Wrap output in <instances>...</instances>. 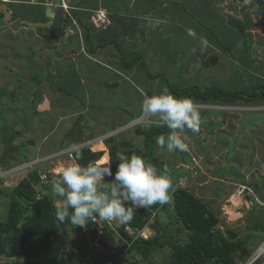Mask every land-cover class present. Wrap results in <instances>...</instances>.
<instances>
[{"label":"rangeland","instance_id":"374dc122","mask_svg":"<svg viewBox=\"0 0 264 264\" xmlns=\"http://www.w3.org/2000/svg\"><path fill=\"white\" fill-rule=\"evenodd\" d=\"M30 1L34 2V0H29V2ZM42 1L43 0L36 1V3L43 6L42 8L40 7L43 12L45 11L49 15L53 16V10H59V17L62 20L65 32L68 33L72 30L73 34H77V38H79L78 40L84 42V37L81 36L79 23L70 17V15L66 16L62 13L64 10L65 13L67 11L69 13V10L72 9H70V5L67 3V0H50L53 1L52 4L48 3L47 0ZM221 1L222 0H216L215 6H217ZM235 1L236 5H243L246 0ZM13 7L14 5L12 4L8 5V9L11 11L14 10ZM140 7L141 5L137 9L138 11L140 10L142 12L143 9L144 11L149 10V6L147 7L142 5V8L139 9ZM20 9L23 8L20 7ZM199 9L202 13L201 18H204V21L206 22H210V24L206 23L207 25L200 27L197 31L199 35L206 37L208 42H214L216 38L221 41L222 35L223 33H226V30L224 29V25L216 19V11H213L212 7L208 5L206 6V4H204L201 8L199 7ZM97 11L103 13L107 22L106 24H101V21L97 19L96 16L93 17L94 13ZM245 14H247L246 10ZM15 19V16L11 17V21H14ZM0 20L2 26L10 27L15 24L5 25L2 22L1 17ZM109 21L110 20L104 10H93L89 16L88 27L96 31L102 30L109 26ZM35 28L42 29L43 27ZM207 28H211V33L208 32ZM92 35L93 34H91L89 40L92 38ZM4 38H6V36H4ZM92 41L93 40H91V42ZM2 42L3 41L0 39V77H2L4 81L11 80L16 85V92L15 94H12V97H14L16 101L18 100L19 103L13 102V105L17 106L19 104L23 106V104H26L32 106L34 102L29 99V96H31L34 92V95L31 98H37L35 87L40 76L36 79L34 78V83L31 82V88H34V91L32 92L29 85L26 84L24 78L19 73V71H22L24 68H15L12 64H6V62L8 60L11 61L13 57L9 54V49H11L10 46L3 45ZM185 42L188 43V52H191L193 49L198 51L207 50V47L203 49L201 48L198 39L194 41V39L188 35L186 36ZM116 45L118 53L120 54V59H116L117 64L119 63L118 65L121 66L123 62L124 67H128L130 70L126 72L123 71L125 78H122L121 83L115 84L117 85L116 87L112 85L106 86V83L102 82L105 77L111 74V72L101 70L103 78L100 80V86H98V94L103 97V104H101L100 108H94V105L92 104L94 102L92 101L89 106L83 107L81 104L84 103L85 99L82 93L80 100L81 104L79 102L75 103L74 109L77 110L80 107H83L85 110L81 112L78 117L68 121L69 124L72 122L71 126H73V128H69L70 125L66 122L65 127L55 130L54 133H50L49 131L45 136L41 135V137L36 138V135L32 136L33 132H31L29 128L24 127L28 126L29 122L24 119V116L18 114V117H21L24 124H21L19 119H17L18 121L16 119H12L11 121L8 120L6 124V126L10 125V128L6 129L4 132L2 131V133L0 129V155L3 152L2 143L4 142V145L6 146L12 138L13 133L9 129L12 130L13 123H15V127H20L21 132L24 130L26 131V137L34 138V142L32 144H27L26 147L22 141L17 139L14 141L13 144L15 146H22V148L14 150L13 157L17 158L16 163H14L13 157L10 158L12 162H8L10 159L0 161V170L8 169L3 174H0L3 178L2 185H0L1 190L3 188L11 187L10 185L16 184L17 178L22 176V171H25L24 178H26L31 169L37 168L44 180L40 185L36 184L34 186L36 198L42 199L43 196H50V198L54 199V206L58 207L60 198L52 191L54 182L59 178L56 169H58L61 164L73 162V152H69L72 149L70 148L63 152L61 156H54L57 153L55 151H59L68 143H73V141H75L74 139L81 141L79 145H85L86 143H83L82 140L91 139L92 131L95 129L100 131L96 132V135L94 136L97 137L105 128H111L110 121H112L115 117L112 113L113 111L117 117L124 116V118H122V123L124 124L105 134V136L113 134L114 142L115 140L117 142H131L129 149L140 150L142 154L145 152L143 137L135 135V128L141 125L150 124L155 127L166 126L162 124L157 116H151L142 112V93H147L149 96L159 94L162 88L166 87L168 83L173 85L175 88L181 87L180 77L182 76L180 75L182 73V69L185 68L186 65L181 64V71L173 73L164 70H152V68H154L152 56L160 57L161 60H165L167 58L164 55L163 50H161L159 54L158 48H153V43H150L149 48L151 52L148 55V58L142 59L138 63L135 61L132 62V56L127 54L122 47L118 46V44ZM102 46H104L105 49L108 48L106 43ZM237 47L239 50L232 48V53L236 56L244 51L243 46L237 45ZM124 52L127 56H124ZM172 52H174V49H172ZM261 54L262 57L258 60V64H256L255 67L260 70V74H256V76L253 77H257L259 82L264 85V48L262 50L260 49V52L257 55L260 56ZM172 57L175 58V56ZM28 58H30V54L28 55ZM181 58L186 59L188 56L181 55ZM256 59L257 57H254L255 62ZM16 61L21 63L22 59L18 58ZM34 63H36V61H30L28 66L35 68ZM234 65L235 64H232L231 66ZM250 66L252 67V65ZM30 67H28L27 70L25 69L24 75L30 76L36 74L34 73L35 70H31ZM167 67L169 68L168 64ZM235 67L236 65L233 68ZM240 72L243 73L242 71H238V73L235 74V69L214 71L213 67L205 66L202 78L201 75L199 77H194L196 73H192L189 74V76L192 75L190 77L184 76L183 81L186 86L188 84H195L194 86L198 88L200 86L203 91L212 85L222 87L224 91L244 90L252 83V81L248 76H245L244 74L240 75ZM220 74L223 79H219L220 83H218L213 76ZM152 76H157V79L156 77V80L147 78ZM118 77L119 76H116L117 80H119ZM161 78H166L168 80V82L167 80L165 82L167 85ZM2 82L3 81H1L0 84ZM17 84L20 86L18 87ZM87 89V93H94V90L90 91L89 87ZM61 96L63 95L58 97ZM24 97L26 102L22 101ZM58 97L55 98L53 101L55 104L51 105V107L59 108L57 102L65 100L64 97L56 100ZM101 98L95 97V100ZM107 98L111 99L112 103L110 104L112 105L106 103ZM263 99L264 97L257 100ZM192 100L198 112H207L208 115L201 119L200 130L198 133H192L187 129H185L182 133H178L182 137L185 135L188 137V140L185 141L188 144V150L185 152L190 158L188 159L187 155L182 157L177 152L169 153L166 148L158 150L155 149L153 151V155L166 163V174L172 180L173 187H183L191 192L197 199L207 204L209 210L218 218L219 222L217 229L222 233L226 232V230L236 233V241H239L245 246L249 255L251 250H253L264 238V108H262V106L258 107L259 105L248 107L246 105L241 106L240 103L231 105L224 103H203L195 98H192ZM4 102L5 103L1 102V104L7 106L8 108L14 107L9 104L10 102L8 100L7 103L6 101ZM259 104L264 105V101H260ZM64 111H66V109ZM137 112H140V114L135 116V113ZM37 119L38 120H36V122H34V120L30 121L32 126L35 123L39 124L35 127L36 132H38L44 124H52L54 121L53 118L47 117L44 120V123H42L40 121V116H37ZM93 120H96L99 123V126L93 125ZM126 121L129 122L125 123ZM67 130L68 133H66ZM41 131H43V128ZM87 135L89 139L86 138ZM20 137L24 138V133H22ZM100 138L101 137L89 144L91 147L88 149L91 152H103V154L106 152V149L104 148V144H107L106 140L105 143L104 141H101L104 143H101L103 149H99L98 147ZM124 139H127V141H124ZM89 142L90 141H87V143ZM57 143L59 146L56 145ZM41 144L43 147H41ZM47 147H55L56 149L53 148L52 150L54 151L50 149L45 151V153H48L46 156H43L42 153H40V156H35L32 159L29 157V150L37 151V149L40 148L42 149L41 151H43L44 148ZM182 158L185 161H183ZM99 159L97 161H99ZM30 161H34L30 164V167L19 168L20 171L16 170L14 166L17 165V167H19L20 165L28 164ZM6 163L8 166H5ZM34 163H37V165L33 166ZM172 173H174V176L181 174L178 181H175L176 178L171 175ZM8 175H10L9 178L6 177ZM4 182H9V184L5 186ZM106 183H110V181H106ZM7 201L8 200H2V197L0 196L1 217H4L6 214L7 207H5V202ZM139 210H150V207L141 208ZM135 213L137 214L138 212ZM233 215L235 216V219H233ZM173 216V208L167 207L164 212L160 213L159 218L166 226L167 231L174 234V240L178 244L183 245L187 242L188 231L181 225L171 223L173 221ZM151 218L150 223L152 224L154 215ZM145 227L146 226L143 228ZM148 227L150 226L148 225ZM148 227H146L145 231H149L150 236H153L154 230L151 227ZM143 228L141 230H143ZM72 239L75 244L84 243V241L79 237H72ZM66 247L67 244L65 248ZM169 254L170 248L165 246L164 248L152 253L148 262H143L141 264H166ZM236 259L241 258L237 257ZM0 264H6V261H1Z\"/></svg>","mask_w":264,"mask_h":264},{"label":"crops","instance_id":"0c3cea01","mask_svg":"<svg viewBox=\"0 0 264 264\" xmlns=\"http://www.w3.org/2000/svg\"><path fill=\"white\" fill-rule=\"evenodd\" d=\"M13 1L21 3L14 4V10H12L14 16L17 18L16 20H21L19 19L20 17L32 22H47L50 24L49 28L32 29L15 24L10 27L2 26L0 20V39L3 41V45L10 46L9 54L13 57L6 64H12L15 68H24L19 73L30 88L32 87L31 82L34 83V78L36 79L40 76L35 87L37 98L31 99L34 94V88H31L33 93L29 96V99L34 104L29 107L26 104H23V106L18 104L19 106L17 107V115L24 116V119L29 122L28 126L24 127L29 128L33 132L32 136L36 135V138L41 137V135L45 136L49 131L50 133H54L55 130L65 127L66 122L70 125L69 128H73L71 126L72 122L69 124L68 121L80 115L85 110L83 107L89 106L92 101L95 103H92L94 108H100L101 104H103V97L98 94V86H100V80L103 78L101 70L111 72L102 82H105L106 86L112 85L114 87L117 86L115 84L121 83L122 78H125L123 71L130 70L128 67H124L123 62L121 66L118 65L119 63L117 64L116 59H120V54L118 53L116 44L132 56V62L135 61L137 63L142 59L148 58L151 52L149 48L150 43H153V48H158L159 54L163 50L167 58L161 60L160 57L152 56L154 63L152 70H164L173 73L181 71V64L186 65L182 69L180 75L182 76L180 77L181 87H176L178 89L193 87L195 84L185 85L183 81L184 76L190 77L192 75L189 76V74L196 73L194 77L201 75L202 78L205 66L213 67L214 71L235 69V74L238 71H242L243 73L240 72V75L244 74L248 76L252 83L257 79V77L253 76L260 74V70L255 67L258 64V60L262 57V54L260 56L257 54L260 52V49L264 48V0H246L243 5L237 4L238 6L235 0H222L217 6H215L216 0H67L70 9L72 8L69 10L68 15L79 23L84 42L78 40L77 34H73L72 30L68 33L65 32L64 25H62V20L59 17V10H53L52 16L45 11L43 12L41 9L43 6L36 3V1L41 0H34V2H29V0ZM204 4L211 6L212 10L216 11V19L224 25L226 33H223L221 41L216 38L214 42H209L206 51L195 50L193 52L192 50L188 52V43L185 42L187 30H195L199 37L200 35L197 31L200 27L210 24V22H206L204 18H201L202 13L199 7L201 8ZM140 5L139 9L144 5L149 6V10L144 11L143 9L142 12L138 11L137 9ZM20 7L23 9H20ZM97 9L104 10L110 20L107 28L98 31L88 27L90 12ZM245 10L247 14H245ZM208 32L211 33V28L208 29ZM91 34L93 35L89 40ZM91 40L93 41L91 42ZM196 40L194 39V41ZM104 43L108 45L107 49L102 46ZM237 45L243 46L244 51L236 56L232 51L233 49L239 50ZM172 49H174V52H172ZM29 54L30 58H28ZM127 54L124 52V56H127ZM181 55H187L188 58L183 59ZM172 56H175V58ZM254 57H257L256 62L254 61ZM18 58L22 59L21 63L16 61ZM30 61H36L34 63L35 68L28 66ZM232 64H235L236 67L233 68L235 65L231 66ZM28 67L31 70H35L34 73L36 74L30 76L24 75L25 69L27 70ZM116 76H119V80H117ZM155 77L157 79V76L147 78L154 80ZM213 78L218 83H220L219 79H223L221 74L213 76ZM161 79L164 83L167 80L166 78ZM1 81L3 82L0 86L6 83L9 90L13 92L16 90V85L11 80L4 81L0 77ZM251 84L249 86H252ZM17 86L19 87L20 85L17 84ZM213 86L216 85L210 87ZM88 87L90 91L94 90V93H87ZM166 87L169 90V87H173V85L168 83ZM219 88L222 89V87ZM199 89L203 91L200 86ZM82 93L85 99L83 104L80 102ZM60 95H63L61 97H64L65 100L57 102L59 108L51 107V105L55 104L53 102L55 98ZM61 97H58L56 100H59ZM95 97L102 98L95 100ZM22 101L26 102L25 97ZM260 101H264V99L259 100L258 103ZM78 102L83 107L76 110L74 106ZM106 103L112 105L110 104L112 103L111 99L107 98ZM256 105L264 108V105ZM65 109L66 111H64ZM140 112L135 113V116H138ZM112 113L115 117L110 121L111 128H105L98 135L99 137L124 124L122 123L124 116L117 117L114 111ZM37 116H40L42 123H44L47 117L53 118L54 121L52 124H44L41 127L43 131L40 129L36 132L35 127L39 124L35 123L32 126L30 121L34 120L36 122L38 120ZM16 119H19L21 124H24L21 117H16ZM127 122L129 121L125 123ZM92 123L95 126H99L96 120H93ZM18 130L20 131V127ZM68 130L66 133H68ZM96 132L100 131L97 129L92 131L91 139L94 141L98 137H94ZM23 133L24 138L18 137L16 139L22 141L26 147L28 138L33 137H26L27 133L25 130ZM86 138L89 139L88 135ZM74 140L73 143L66 144L62 149L71 148L81 142L76 139ZM89 140H82V142L84 143ZM124 141H127V139H124ZM99 143L103 142L100 140ZM41 147H43L42 144ZM98 147L99 149H103L101 144H98ZM53 148L47 147L43 151L40 148L37 151L29 150V157L32 159L35 156H40V153L46 156L48 153H45V151L48 149L52 150ZM104 148L106 149L107 157H109L107 144H104ZM4 184L7 186L9 182H4ZM116 224L118 223L116 222Z\"/></svg>","mask_w":264,"mask_h":264},{"label":"trees","instance_id":"16d2710c","mask_svg":"<svg viewBox=\"0 0 264 264\" xmlns=\"http://www.w3.org/2000/svg\"><path fill=\"white\" fill-rule=\"evenodd\" d=\"M251 85L244 90L236 91H224L217 86L204 91H200L196 86L179 89L169 87V90L177 97H192L203 103L231 105L240 103L241 106H255L259 104L257 99L264 97V85L258 79ZM15 92L16 90L14 92L9 90L6 83L0 86L1 133L10 128L9 124L6 126L8 120L11 121L18 117L17 107L19 105H13V102L16 103L18 100L16 101L12 97ZM7 100L14 107L8 108L1 104V102L5 103L4 101L7 103ZM199 115L202 119L208 114L207 112H199ZM17 128L13 123L12 130L9 129L13 135L8 145L5 146L4 142L2 143L3 152L0 155V161L10 159L13 157L14 150L22 148V146L13 144L14 140L23 133ZM169 132L167 126L141 125L136 127L135 135L143 137L145 146L143 154L140 150L129 149L131 142H117L116 140L114 142L113 137L108 138L106 140L108 156L112 160L113 171L118 164L117 153H123L129 156L136 154L147 163L154 165L158 174H166V163L155 157L153 151L161 149L156 143L157 137L166 136ZM33 142L34 139L28 138L27 144ZM79 150L82 152V158L75 162L81 166H86L89 162H96L102 155L100 152H91L88 148ZM176 152L182 157L187 155L188 159L190 158L185 151ZM72 155L74 156V152ZM106 157L105 152L99 161ZM13 159L16 163L17 158L13 157ZM8 162H12L11 159ZM21 173L22 176L17 178L15 186L0 189L2 200H8L5 202L6 214L4 217L0 216V262L6 261V264H104L105 259H102L98 253L86 251V240L89 238L82 234L79 226L75 227L70 222L60 223L56 219L57 207L54 206L53 198L47 195L43 196L42 199L36 198L34 186L41 182L39 173L37 171L30 172L26 178H24L25 171ZM171 175L176 178L175 181L181 177V174L174 176L172 173ZM2 182L3 178L0 177V185ZM170 195V204H155L150 207V210L134 213L133 218L128 223L117 226L118 238L127 239L131 242L128 253L134 261L130 264L148 262L152 253L165 246L170 248L166 264H235L237 257L242 259L248 255L245 246L236 241V233L230 230L222 233L217 229L218 218L209 210L207 204L180 186L173 187ZM167 207H172L174 211L171 223L181 225L188 231L187 242L183 245L174 240V234L167 231L166 226L159 218L160 213L164 212ZM233 219H235L234 215ZM125 225L133 229H142L149 225L155 234L146 240L137 238L132 241L123 234ZM72 237H79L84 243L75 244ZM104 240L108 241L110 237L105 235ZM63 241L67 244L66 248L62 246Z\"/></svg>","mask_w":264,"mask_h":264},{"label":"clouds","instance_id":"9594fccd","mask_svg":"<svg viewBox=\"0 0 264 264\" xmlns=\"http://www.w3.org/2000/svg\"><path fill=\"white\" fill-rule=\"evenodd\" d=\"M47 2L52 4L53 1L47 0ZM0 4H5L13 17L14 14L8 9V5L21 3L13 0H0ZM0 17L2 18V14ZM16 19L14 20L16 21L15 25H22ZM19 19L26 20L20 17ZM22 26L32 28L26 25ZM187 35L198 39L202 49L209 43L206 37H198L193 29H188ZM142 95V112L157 116L162 124L170 130L168 135L157 137L158 147L166 148L169 153L187 151L188 144L185 141L188 140V137L186 135L182 137L178 133L184 132L185 129L192 133H198L201 124V117L192 98L176 97L169 92L167 87L162 88L159 94L149 96L147 93H142ZM110 137H113V134L103 135L100 140L105 141ZM89 141V143L84 142L85 145L78 143L75 145L76 147H71L69 152H74L73 162L61 164L57 169L59 178L52 187L53 193L60 198L59 206L56 209V219L60 223L70 222L75 227L81 228H85L89 221H95V217L109 222L113 221L114 229L107 230L105 234L110 237V240L121 242L122 239L118 238L116 232L118 224L128 223L133 218V214L141 208L171 203L172 180L167 174H158L154 165L147 163L136 154L129 156L117 153L118 164L115 171H113L110 157L81 166L75 161L82 158V152L79 149L91 147L89 144L94 140ZM68 149L70 148L59 150L54 156H61ZM101 153L103 155V152ZM33 162L30 161L19 167L14 166L16 170L20 171L19 168H29ZM36 165L37 163L33 164V166ZM6 170L8 169L0 170V174ZM34 171L39 173L37 168L30 170V172ZM39 176L42 182L44 178L40 173ZM0 177L2 176L0 175ZM106 181H111V183H106Z\"/></svg>","mask_w":264,"mask_h":264},{"label":"built area","instance_id":"2783aa9c","mask_svg":"<svg viewBox=\"0 0 264 264\" xmlns=\"http://www.w3.org/2000/svg\"><path fill=\"white\" fill-rule=\"evenodd\" d=\"M95 16L101 21V24L107 23L102 12H95L93 17ZM139 211L140 210L136 212ZM146 227L141 230L133 229L125 225L123 234L132 241L137 238L146 240L151 237L149 231H145ZM80 229L82 234L89 238L86 240V251L98 253L102 259H105V262H103L104 264H130L134 261L128 253L131 242L126 239H122L121 242L104 240V236L106 235L105 232L109 229H114L113 221L109 222L95 217V221H89L85 228L80 227ZM235 262H237L235 264H264V238L253 250H251L247 257L236 259Z\"/></svg>","mask_w":264,"mask_h":264},{"label":"water","instance_id":"95a60500","mask_svg":"<svg viewBox=\"0 0 264 264\" xmlns=\"http://www.w3.org/2000/svg\"><path fill=\"white\" fill-rule=\"evenodd\" d=\"M0 14H2V22L5 25H12L13 23H15L16 21H11V14L8 12L7 10V6L5 4H0ZM18 22L22 25H26L28 27H45L48 28L50 26V24L46 23H40V22H30V21H26V20H18ZM63 248H65L66 246V242L63 241L62 244Z\"/></svg>","mask_w":264,"mask_h":264},{"label":"bare ground","instance_id":"6f19581e","mask_svg":"<svg viewBox=\"0 0 264 264\" xmlns=\"http://www.w3.org/2000/svg\"><path fill=\"white\" fill-rule=\"evenodd\" d=\"M64 15H66V16H69L68 14V11L65 13V10L62 12ZM52 161H54V160H52ZM57 170V169H56Z\"/></svg>","mask_w":264,"mask_h":264}]
</instances>
